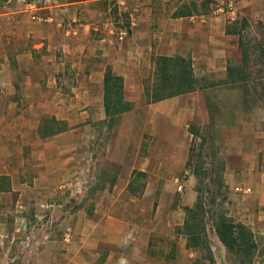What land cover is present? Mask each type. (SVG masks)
I'll use <instances>...</instances> for the list:
<instances>
[{"label": "rangeland", "instance_id": "obj_1", "mask_svg": "<svg viewBox=\"0 0 264 264\" xmlns=\"http://www.w3.org/2000/svg\"><path fill=\"white\" fill-rule=\"evenodd\" d=\"M26 1L36 2L41 12L51 10L48 6L69 8L62 21L67 29L76 25L84 29L90 22L115 26L110 33L114 47L123 45L121 31L128 34L131 26H145L146 14L153 30H163L171 20L230 11V0H83L74 5L67 3L76 0H0V11L24 10ZM237 12L235 20L226 16L227 27L241 34L244 49L231 50L228 79L215 75L204 81L210 90L208 111L191 119L184 114L181 126L151 117L146 110L130 114L128 120L137 121V128L115 131L111 122L90 125L103 114L91 105L85 109L82 99L78 104L73 88L79 83L81 56L88 64L92 61L96 31L85 35L87 53L79 58L82 47L66 53L48 48L40 31L38 37L31 35L25 50L18 44L8 51L12 66L34 62L39 77L50 58L66 54L70 65L60 80L49 82L45 77L30 85L37 83L40 91L51 86L55 96L36 98L46 104L45 110L70 126L88 128L82 137L70 130L45 136L50 125L36 113L35 134L31 124L25 126L35 145L10 144L14 138L0 135V264H117L119 257L109 259L107 248L116 246L120 233L129 232L134 240L122 247L129 264H264V229L254 231L250 224V213L257 208L256 189L264 184L258 173L264 170V0H248ZM116 51L120 64L124 54ZM22 70L14 76L21 95L1 94L12 85L0 81V109L15 100L20 106L35 103L26 95L23 77L28 71ZM58 105L64 108L59 110ZM127 155L132 160H121ZM223 220L249 228L251 244L245 247L252 249L249 256L223 242L218 230Z\"/></svg>", "mask_w": 264, "mask_h": 264}, {"label": "crops", "instance_id": "obj_2", "mask_svg": "<svg viewBox=\"0 0 264 264\" xmlns=\"http://www.w3.org/2000/svg\"><path fill=\"white\" fill-rule=\"evenodd\" d=\"M77 1L83 0L71 1L72 3L67 4L74 5ZM95 1L113 2L114 0ZM245 2H248V0L237 2L233 10L228 11L227 14H218L217 12L211 17L193 15L183 17L181 20H171L163 30H153L151 16L146 14L143 20L146 23L143 24L145 26L141 29L131 26L130 29H127L128 34L121 31L120 39L123 40V45L118 44L116 47L113 46V39L110 35L114 32L115 26L109 25L105 28V26L96 25V22H90L85 25L84 29L79 28L77 25L75 28L67 29L62 21H65L64 19L68 17L66 11L69 8L59 9L55 6H48L51 10L41 12V8L36 2L26 1L24 10L10 8L6 12L0 11V50L5 51L3 60L0 63V81L1 83L7 82L8 86L12 85L6 93L2 89L1 94L11 98L17 97L19 92L17 90L18 80L14 76L18 73V70L22 72L24 71L22 67H26L28 72L25 73V76L22 75L28 86L26 95L35 98V103L27 106H20L15 100L9 106L0 109V113L3 114L0 115V125L3 128L0 135L2 137L6 136L8 139L10 136V139L14 138L12 142H9L10 144L30 145L32 143L28 138L30 127L26 129L25 126L31 124V127H33L31 129L35 134L37 121L32 114L36 113H42L43 121L50 125L48 132H44L45 136H61L63 131L70 130L75 131L82 137L84 130L88 128V125L82 124L70 126L68 121L56 115L53 116L52 113H49L50 111L45 110L46 104L42 106L40 99L36 98L55 96L56 91L53 92L51 86L40 91L37 83L35 85L31 83L30 85V82L43 80L45 77L49 82L60 80L61 75L69 67L67 65H70L66 54L65 57H59V59L56 57L50 58L49 64L43 67V77H39L34 73L35 68H32V65H35L34 62L27 63L25 66V63L20 61L19 64L16 62L19 67H14L8 61L9 57H13L11 53L8 54L10 49L20 44L19 47L25 50L24 45H28L31 35L38 37L36 33L39 31L44 46L48 48L58 47L57 49L60 52L66 53L69 48L80 49L78 47H82L81 54L79 52L80 55L78 54L77 58L87 53L86 46L82 43L85 35L97 32L98 38L91 40L92 44L95 43L92 46V61L88 64L87 60L81 56L79 59L80 71L76 73V80L79 83L73 88V95L79 98L78 104L82 99L85 103L83 106L85 109L91 105L103 114L97 122L90 123L93 128L94 124L97 126L99 123L109 124L110 122L113 124L112 127L115 131L121 128H137V121L132 122L128 118L131 116L130 114H136L142 110H146L151 117L158 116L168 119L173 125L177 126L183 125L185 121L183 120L184 114H187L188 119H191L201 111L207 112L210 90L203 85L204 81L208 77H215V75H217L216 78L220 76L224 80L228 79L231 71L230 65L233 64L229 59L231 50L238 48V46L244 49L241 34L229 30L226 16L228 19L235 20L239 6ZM76 18L75 15L74 20ZM26 20L32 24H26ZM133 24L136 25L137 23ZM100 32L102 33L101 38L99 37ZM70 34L74 36L70 37L71 41H68V35ZM4 37L6 43L3 41ZM116 50H120L124 54V58L119 60L120 64H117L114 57L117 53ZM13 54L15 55V53ZM28 54L29 56L33 55L31 51ZM23 55L24 53H19L17 56L23 57ZM82 66L85 68H82ZM109 73L122 79V109L116 114H109L107 110L106 80ZM59 94L64 95L61 89ZM18 95H21V93L19 92ZM78 104L74 105L77 109ZM114 105L115 102H112V107ZM57 107L59 110L64 108L62 105ZM50 109L53 110L52 107ZM154 121L156 119L145 123L141 130L144 127L153 125ZM52 124L63 126H61L59 132L53 134V130L57 128L54 125L51 126ZM6 128L10 130L5 131ZM41 129L46 131V128ZM122 135H125V133H122ZM80 144H84L83 139L80 140ZM32 145H35V143H32ZM128 155L121 158V160L124 162L132 160ZM232 172L237 171L233 169ZM258 173L261 177H264V170ZM256 190V196L254 197L257 208L253 213H250V216L253 217L250 224L254 226V231L255 228L264 229V184ZM125 236L120 233L117 236L119 242L115 244L116 246L107 248L111 251L109 259L116 256L119 257L118 260L121 256L128 258V255L122 250V242Z\"/></svg>", "mask_w": 264, "mask_h": 264}, {"label": "trees", "instance_id": "obj_3", "mask_svg": "<svg viewBox=\"0 0 264 264\" xmlns=\"http://www.w3.org/2000/svg\"><path fill=\"white\" fill-rule=\"evenodd\" d=\"M206 1L210 2L211 0ZM242 44L244 45V42ZM106 85V91L108 93L107 110L109 114L119 113V111L122 109V79L109 73L107 75ZM112 102H115V105L113 106L114 108L112 107ZM59 131L60 129H54L52 133L55 134ZM220 225V228H218L220 237L223 242L229 247V249H231L232 251H236L239 254L242 252L246 253L245 251H247L246 257L249 256V252L252 249L245 248L248 244H251L252 233L249 228L243 223H235L230 220H223ZM247 247H249V245Z\"/></svg>", "mask_w": 264, "mask_h": 264}, {"label": "clouds", "instance_id": "obj_4", "mask_svg": "<svg viewBox=\"0 0 264 264\" xmlns=\"http://www.w3.org/2000/svg\"><path fill=\"white\" fill-rule=\"evenodd\" d=\"M134 240V236L131 232L127 234V236L124 237V240L122 242V247H127L129 243H131ZM118 264H128V260L126 257L121 256L120 260L118 261Z\"/></svg>", "mask_w": 264, "mask_h": 264}, {"label": "built area", "instance_id": "obj_5", "mask_svg": "<svg viewBox=\"0 0 264 264\" xmlns=\"http://www.w3.org/2000/svg\"><path fill=\"white\" fill-rule=\"evenodd\" d=\"M238 0H230L229 3L227 4L228 5V8L229 10H233L234 6L236 5ZM220 11H222L223 9H219Z\"/></svg>", "mask_w": 264, "mask_h": 264}]
</instances>
